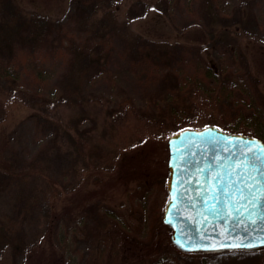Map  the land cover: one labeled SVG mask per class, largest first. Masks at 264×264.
Instances as JSON below:
<instances>
[{
	"label": "rangeland",
	"instance_id": "obj_1",
	"mask_svg": "<svg viewBox=\"0 0 264 264\" xmlns=\"http://www.w3.org/2000/svg\"><path fill=\"white\" fill-rule=\"evenodd\" d=\"M136 1L118 0L112 7L115 19L119 24L126 22L131 33L153 40L206 47L209 26L227 24L228 35L236 36L239 43L228 48H239L242 58L236 61L227 58L230 53L221 55L231 72L230 97L243 109L241 114L248 123L240 130L225 128L224 113L210 100L216 90L191 83L178 91L181 103L177 116L165 108L162 100L152 105V98L170 94L162 79L168 72L178 67L182 76L193 72L198 78L200 72L194 70L193 60L183 66L174 63L156 67L152 72L129 48H123L116 33L108 43L114 48H106V69L94 66L85 74L86 100L82 102L70 101L67 92H62L63 53L44 50L26 59L22 51L17 65L23 98L0 93L6 107V116L0 122V165L24 173L26 179H16L1 194L0 216L17 220L25 217L28 242L37 241L24 254L25 264L95 261L100 249L87 255L89 246L82 243L87 238L92 242L91 234L101 233L100 225L87 212L96 202L108 213L102 232L105 257L113 259L110 254L115 251L121 260L144 262L158 251L163 239L171 244L170 230L161 221L167 198V140L171 134L186 127L215 125L256 136L264 143V0H179L177 5L171 3L161 10H157L156 0H144L154 4L147 11L133 4ZM16 2L23 12L36 11L52 18L62 15L69 6V0ZM208 2L213 3L212 11L208 7L213 17L203 11ZM78 16L79 11L71 15L70 21L74 23ZM216 48L225 47L217 44ZM209 51L204 55L210 57ZM40 64L46 72L37 79L31 67ZM30 96L42 98L43 107L26 99ZM157 106L160 108L155 110ZM174 128L177 130L172 131ZM44 176L53 180V189ZM34 177H39L37 182ZM234 178L248 198L237 213L250 216L256 184L244 167L234 173ZM203 181L200 186L205 193ZM25 188L33 190V201L38 203L28 214L18 213L19 193L21 189L26 193ZM43 194L48 196L49 212L59 219L58 226L51 223L47 230L43 229L44 218L38 215ZM0 264H15L11 248L1 251Z\"/></svg>",
	"mask_w": 264,
	"mask_h": 264
},
{
	"label": "trees",
	"instance_id": "obj_2",
	"mask_svg": "<svg viewBox=\"0 0 264 264\" xmlns=\"http://www.w3.org/2000/svg\"><path fill=\"white\" fill-rule=\"evenodd\" d=\"M117 1L69 0V6L65 12L59 17L52 18L36 11L23 12L16 0H0V93L8 97H22L23 89H20V85H18L21 70L17 65L18 56L22 51L25 53L24 57L28 59L29 56H36L38 52L50 50L53 53H63L64 71L61 76L64 79V83L62 81L64 91L62 92H67L66 96L71 99L70 101L82 102V100H86L84 94L85 74L94 66L106 69L109 56L106 48H114L108 43L116 33L123 48H129L132 55L143 64L148 65L152 72L156 70V67L171 66L174 63H180L176 65L183 66L190 63L187 62L189 60H193L191 62L195 65L194 70L200 72V78L196 77L193 72L182 76L181 69L178 67L175 71L168 72L162 79L167 85L166 89L170 90V94L152 98V105H159L162 100L165 102V108L177 116L180 114L179 105L181 103L178 91L186 84L191 83L197 88L216 90L210 100L214 101L220 111L224 113V127L233 130L243 129L248 122L246 116L241 114L243 109L235 105L230 97L228 77L231 72L224 62L226 58H222L221 55V53H230L227 58L236 60L238 57L241 60L242 52L239 51V48H228L230 44L237 47L239 43L236 36L228 35L227 24L222 22L217 26H209L210 30L206 31L208 35L206 47L197 44L182 46L168 40H153L131 33L126 22L119 24L116 21L112 7L117 5ZM178 1L156 0V8L157 10H161V7L168 8V5L169 7L172 4L173 6L177 5ZM133 4L139 5L145 11L154 7V4L151 5V1L137 0ZM212 6L213 3L208 2L203 10L210 17H213V14L208 11V7L212 11ZM78 11L80 16L76 17L73 23V20L70 21V17L74 13L78 15ZM217 44L225 48H216ZM207 50H210V57L204 55V52L207 54ZM35 66L31 67L32 76L37 79L43 78L46 69L41 64ZM145 77L146 74L141 78ZM149 79V75H147V80ZM36 94L34 93L33 97ZM33 97H26V99L43 107V99L37 98L36 100ZM158 107L160 108L157 106L154 109L157 110ZM5 116V103L0 97V122ZM42 117L41 119H46L45 116ZM175 130L177 129H172V131ZM44 177L53 189V180L47 176ZM19 178L26 179V175L15 173L11 168L0 165V196L13 181ZM38 179L39 177H34L35 182ZM25 189L26 193H23V189L19 193L18 213L28 214V212H32L30 209L33 206L37 208L38 203L33 201L35 199L33 190ZM40 199L38 215L40 218H44L43 229L47 230L51 223H56L58 226L59 219H54L56 217L49 212L48 196L43 194ZM96 203H91L87 212L90 213V217L94 218L95 223L100 225L101 233L91 234L93 241L91 242V238H87L83 240L82 244L86 243L89 246L90 252L87 255L92 254L91 252L95 253V249L98 248L100 251L96 256L97 259L88 264H264V250L183 253L175 249L166 239L160 242L158 251L153 256H148L144 262L121 260L115 251L110 254L114 258L108 259L104 254L105 238L102 236L108 213L105 210H100ZM150 206L152 207V204ZM25 224V217L17 220L15 217L0 216V253L4 248H11L15 264H25L24 254L27 249L31 250L32 245L37 242L35 241L33 244L28 242Z\"/></svg>",
	"mask_w": 264,
	"mask_h": 264
},
{
	"label": "water",
	"instance_id": "obj_3",
	"mask_svg": "<svg viewBox=\"0 0 264 264\" xmlns=\"http://www.w3.org/2000/svg\"><path fill=\"white\" fill-rule=\"evenodd\" d=\"M167 149L161 221L170 230L171 244L183 253L264 249L263 141L208 125L171 134ZM241 167L256 184L250 216L237 213L248 200L234 178ZM207 169L212 173L208 178Z\"/></svg>",
	"mask_w": 264,
	"mask_h": 264
},
{
	"label": "flooded vegetation",
	"instance_id": "obj_4",
	"mask_svg": "<svg viewBox=\"0 0 264 264\" xmlns=\"http://www.w3.org/2000/svg\"><path fill=\"white\" fill-rule=\"evenodd\" d=\"M206 172H207V178L210 177V176L212 175L210 169H207Z\"/></svg>",
	"mask_w": 264,
	"mask_h": 264
}]
</instances>
